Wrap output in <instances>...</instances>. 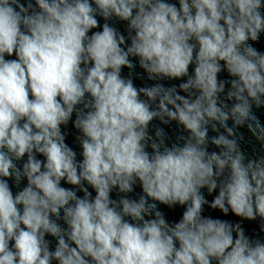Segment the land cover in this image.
I'll return each mask as SVG.
<instances>
[{
  "label": "clouds",
  "instance_id": "obj_1",
  "mask_svg": "<svg viewBox=\"0 0 264 264\" xmlns=\"http://www.w3.org/2000/svg\"><path fill=\"white\" fill-rule=\"evenodd\" d=\"M261 33L264 0H0V264H264V241L202 215L264 222V154L249 158L238 131L264 153V52L248 43ZM130 57L149 80L187 79L137 88L121 76ZM74 112L79 161L61 131ZM153 120L188 135L169 146ZM12 178L26 187L13 194ZM137 182L138 199L111 198ZM156 202L182 218L169 224Z\"/></svg>",
  "mask_w": 264,
  "mask_h": 264
}]
</instances>
